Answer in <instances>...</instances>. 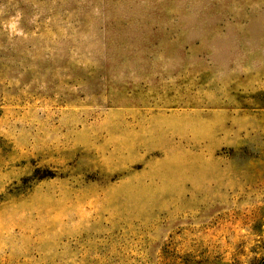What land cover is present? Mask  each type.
Listing matches in <instances>:
<instances>
[{
    "label": "rangeland",
    "instance_id": "1",
    "mask_svg": "<svg viewBox=\"0 0 264 264\" xmlns=\"http://www.w3.org/2000/svg\"><path fill=\"white\" fill-rule=\"evenodd\" d=\"M0 264H264V0H0Z\"/></svg>",
    "mask_w": 264,
    "mask_h": 264
}]
</instances>
